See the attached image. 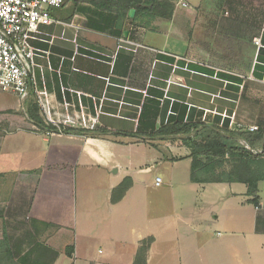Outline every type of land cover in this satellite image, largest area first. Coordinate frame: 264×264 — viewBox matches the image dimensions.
I'll use <instances>...</instances> for the list:
<instances>
[{
    "label": "crops",
    "instance_id": "0c3cea01",
    "mask_svg": "<svg viewBox=\"0 0 264 264\" xmlns=\"http://www.w3.org/2000/svg\"><path fill=\"white\" fill-rule=\"evenodd\" d=\"M179 1H169V21L134 9L119 18L78 0L50 11L55 23L41 27L40 40L31 43L46 53L35 59V88H45L55 108L67 102L74 114L82 108L87 118L97 115L98 126L95 136H46L32 126L6 133L9 142L0 137V241L6 238L14 264H133L148 238L146 264H264L260 200L246 220L244 205H233L235 184L189 180L191 187L176 190L173 173L162 189L159 178L151 191L139 184L138 176L151 172L149 163L161 161L149 150L160 147L168 150L171 169L184 163L190 171V151L180 138L155 136L170 122L182 118L221 127L229 119V130L264 128V94L243 93L247 82L264 88V62L258 60L264 51V0H181L184 7ZM223 4L240 23L226 38L248 47L253 59L252 69L240 76L231 116L228 99L218 96L227 91L226 82L214 95L213 82L222 80L208 63L211 52L198 46H211L212 23ZM169 37L188 40L185 55L167 51ZM24 108L29 120L25 102ZM125 178L132 186L111 204L112 190ZM207 190L214 200L198 201ZM101 227L111 229L105 254L95 248Z\"/></svg>",
    "mask_w": 264,
    "mask_h": 264
},
{
    "label": "trees",
    "instance_id": "16d2710c",
    "mask_svg": "<svg viewBox=\"0 0 264 264\" xmlns=\"http://www.w3.org/2000/svg\"><path fill=\"white\" fill-rule=\"evenodd\" d=\"M170 0H150L142 3L140 0H78L86 2L96 9L110 14L114 13L119 18H126L131 9L136 11V15L148 18H160L169 21L173 13V5ZM263 41V39H262ZM263 50L259 51L258 60ZM85 55L94 57L90 52ZM103 60L101 57L96 56ZM221 81H214V95L218 89L222 88L226 82L225 90L219 91V95L227 98L228 116H231L238 98L242 80L229 75L216 74ZM216 102H219L216 100ZM26 103V112L30 122L39 131L53 130L45 127L40 115L39 108L31 95ZM229 119L222 122L221 127L216 125L205 126L188 122H183L180 118L175 123L167 124L160 128L156 137L180 138L181 144L190 151L191 160L189 180L192 184H242L246 187L248 203L255 208L259 207V184L264 182V128L256 132L245 131L241 128L228 129ZM62 134H81L84 136H95L92 131L75 130L68 128L62 130ZM244 142L248 149L240 142ZM259 149V154H254L252 150ZM132 186V180L125 178L111 192V204L118 203L125 193ZM152 238H148L140 243L135 255L133 264H146V254ZM0 264H14L11 252L8 248L6 238L0 241Z\"/></svg>",
    "mask_w": 264,
    "mask_h": 264
},
{
    "label": "built area",
    "instance_id": "2783aa9c",
    "mask_svg": "<svg viewBox=\"0 0 264 264\" xmlns=\"http://www.w3.org/2000/svg\"><path fill=\"white\" fill-rule=\"evenodd\" d=\"M66 0H0V92H10L20 101L25 102L32 95L39 108L45 127L53 130H43L46 136L62 134V130L77 128L95 131L98 118H87L82 110L74 114L71 105L63 102L55 108L50 102V96L45 88H35L33 70L37 68L35 59H43V51L32 46L33 41H39L43 35L41 27L50 26L55 22L50 11L61 9ZM181 6H185L179 1ZM259 46V41L255 40ZM257 127L247 131L256 132ZM245 148L248 146L240 142ZM259 154L260 151L254 152ZM160 180L156 179V185Z\"/></svg>",
    "mask_w": 264,
    "mask_h": 264
},
{
    "label": "rangeland",
    "instance_id": "374dc122",
    "mask_svg": "<svg viewBox=\"0 0 264 264\" xmlns=\"http://www.w3.org/2000/svg\"><path fill=\"white\" fill-rule=\"evenodd\" d=\"M188 1V0H187ZM189 2V1H188ZM234 7V6H233ZM219 9L222 10V15L219 16V19L217 21H214L212 23V28L214 31V38H212L211 46L210 44L206 46L198 45L201 47L202 50H207L211 52L210 55V64L211 67H213L214 72L220 73L221 71L224 73L229 74V76L232 77H238L242 80L241 77L246 76L251 68L252 64V53L248 47L238 46L231 42L235 41V39L226 38V33H231L234 29H240V23L236 21L235 16L230 12V7L227 4H223L219 7ZM183 10L188 11V8H185ZM227 13V14H226ZM224 16V18H220ZM151 39L155 40L157 44L163 42V38L159 36H150ZM167 51L172 52L176 55L183 56L186 54L187 48H188V40L185 39H178L176 37H169L167 39ZM198 61L204 62L202 59H197ZM241 76V77H240ZM243 93L245 95L249 94H264V88L260 84H253L252 82H247L245 86ZM261 90V91H260ZM245 103V102H244ZM243 103V105H245ZM243 110V108H242ZM249 109H246V112H248ZM249 114V113H248ZM32 126H34L28 119L25 113L24 108V102L20 101L14 94L10 92H0V137L3 136L4 142H9L8 136L6 133L10 131H14L17 128L22 129H30ZM5 135V136H4ZM26 145V143H25ZM171 152L172 150L169 149ZM144 151V150H142ZM152 151L150 154L158 155V157L161 159V161H154L149 163V166H152L151 172L144 176H138L139 184H145L147 186V189L149 191L153 190V184L155 182L156 178H159L162 182V188H164L165 181L167 180V175L169 173H173L175 175L174 181L177 184L176 190H179L182 188V185H190L189 182V168L186 167L184 163L179 164L178 166L174 168H170V165L166 161V158L169 156L168 150L165 147H160L156 150H149ZM259 149H255L254 152H258ZM147 152V151H144ZM259 153V152H258ZM136 159L137 157H133ZM135 161V160H134ZM160 162V163H159ZM76 187V186H75ZM191 187V186H189ZM229 190L230 186H226ZM234 191L237 194L236 199L233 202V205L240 206L239 204H243L245 209V219L247 220L246 216L248 215V211L251 209L253 210V206L248 204L246 202L247 196L246 194V188L242 184H235L233 186ZM75 189V188H74ZM97 190H100V188L96 187ZM200 189V188H198ZM212 189V188H207ZM227 190V191H228ZM208 192H205L204 194H200L198 196V201L200 199L202 201H213V195H209V199L206 197L207 193H209L210 190H207ZM259 200L261 204H263L264 208V182H261L259 184ZM250 205V206H249ZM101 233L99 236V240L101 239V242L97 241L95 244L96 251L100 250L102 254H105L107 249L105 248L106 239L111 234V229L106 227H101ZM103 241V242H102Z\"/></svg>",
    "mask_w": 264,
    "mask_h": 264
},
{
    "label": "water",
    "instance_id": "95a60500",
    "mask_svg": "<svg viewBox=\"0 0 264 264\" xmlns=\"http://www.w3.org/2000/svg\"><path fill=\"white\" fill-rule=\"evenodd\" d=\"M133 14V11L132 10H130V12H129V15L131 16Z\"/></svg>",
    "mask_w": 264,
    "mask_h": 264
}]
</instances>
